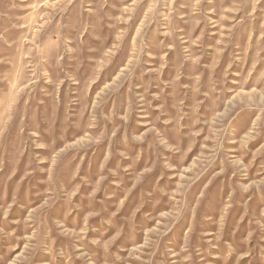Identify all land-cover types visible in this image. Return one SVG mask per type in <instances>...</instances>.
I'll return each mask as SVG.
<instances>
[{
	"label": "rangeland",
	"instance_id": "374dc122",
	"mask_svg": "<svg viewBox=\"0 0 264 264\" xmlns=\"http://www.w3.org/2000/svg\"><path fill=\"white\" fill-rule=\"evenodd\" d=\"M0 264H264V0H0Z\"/></svg>",
	"mask_w": 264,
	"mask_h": 264
}]
</instances>
